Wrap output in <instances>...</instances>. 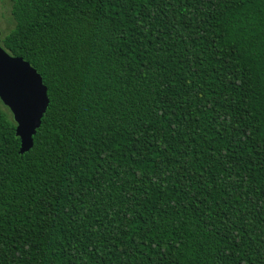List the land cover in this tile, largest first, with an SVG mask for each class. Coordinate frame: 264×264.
<instances>
[{"label": "trees", "instance_id": "trees-1", "mask_svg": "<svg viewBox=\"0 0 264 264\" xmlns=\"http://www.w3.org/2000/svg\"><path fill=\"white\" fill-rule=\"evenodd\" d=\"M0 264H264V0H9Z\"/></svg>", "mask_w": 264, "mask_h": 264}, {"label": "water", "instance_id": "water-1", "mask_svg": "<svg viewBox=\"0 0 264 264\" xmlns=\"http://www.w3.org/2000/svg\"><path fill=\"white\" fill-rule=\"evenodd\" d=\"M1 42V31H0ZM18 66H25L33 72L40 79V86L44 89L43 101L46 106L43 109L41 106V113L34 116L27 103L25 88L20 81L18 75L14 72V68ZM0 101L7 107L12 115L13 121L16 124L15 135L20 140L19 153L23 154L31 149L33 146V136L41 124V119L49 104L46 86L42 82V78L33 69L30 64L20 57H13L9 55L0 44ZM26 125V126H25Z\"/></svg>", "mask_w": 264, "mask_h": 264}, {"label": "snow or ice", "instance_id": "snow-or-ice-1", "mask_svg": "<svg viewBox=\"0 0 264 264\" xmlns=\"http://www.w3.org/2000/svg\"><path fill=\"white\" fill-rule=\"evenodd\" d=\"M13 70L18 75L25 88L27 103L32 114L39 117L41 106H43L44 109L47 104L44 98V89L40 86V79L25 66H18ZM43 101H46V104H44Z\"/></svg>", "mask_w": 264, "mask_h": 264}, {"label": "rangeland", "instance_id": "rangeland-1", "mask_svg": "<svg viewBox=\"0 0 264 264\" xmlns=\"http://www.w3.org/2000/svg\"><path fill=\"white\" fill-rule=\"evenodd\" d=\"M9 0H0V31L5 34L13 27V21L10 17Z\"/></svg>", "mask_w": 264, "mask_h": 264}]
</instances>
